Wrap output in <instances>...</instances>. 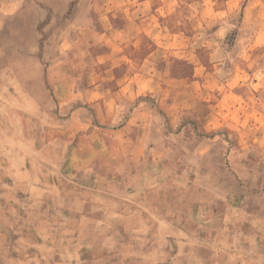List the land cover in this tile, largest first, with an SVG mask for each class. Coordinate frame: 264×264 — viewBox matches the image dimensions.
Returning a JSON list of instances; mask_svg holds the SVG:
<instances>
[{
    "label": "rangeland",
    "instance_id": "obj_1",
    "mask_svg": "<svg viewBox=\"0 0 264 264\" xmlns=\"http://www.w3.org/2000/svg\"><path fill=\"white\" fill-rule=\"evenodd\" d=\"M242 201L264 0H0V264H214Z\"/></svg>",
    "mask_w": 264,
    "mask_h": 264
},
{
    "label": "crops",
    "instance_id": "obj_2",
    "mask_svg": "<svg viewBox=\"0 0 264 264\" xmlns=\"http://www.w3.org/2000/svg\"><path fill=\"white\" fill-rule=\"evenodd\" d=\"M245 203L242 201L235 210L236 218L230 223L224 246L215 248L214 264H264V211L250 209ZM184 249L180 247V251ZM194 251L199 250L194 247L191 253Z\"/></svg>",
    "mask_w": 264,
    "mask_h": 264
}]
</instances>
